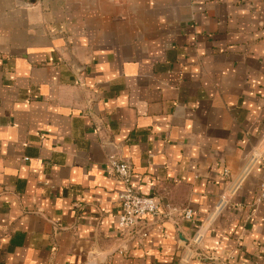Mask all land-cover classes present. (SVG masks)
<instances>
[{
  "label": "crops",
  "instance_id": "1",
  "mask_svg": "<svg viewBox=\"0 0 264 264\" xmlns=\"http://www.w3.org/2000/svg\"><path fill=\"white\" fill-rule=\"evenodd\" d=\"M263 179L264 0H0V264H264Z\"/></svg>",
  "mask_w": 264,
  "mask_h": 264
},
{
  "label": "built area",
  "instance_id": "2",
  "mask_svg": "<svg viewBox=\"0 0 264 264\" xmlns=\"http://www.w3.org/2000/svg\"><path fill=\"white\" fill-rule=\"evenodd\" d=\"M107 166L121 185L117 195L120 206L117 222L121 229L130 230L138 219L146 214L169 216L171 211L177 210L171 206L163 207L153 196L137 192L131 180V167L126 160L110 154L107 157ZM256 198L257 200H264V179L259 185ZM181 213L188 219L191 210L185 209Z\"/></svg>",
  "mask_w": 264,
  "mask_h": 264
}]
</instances>
